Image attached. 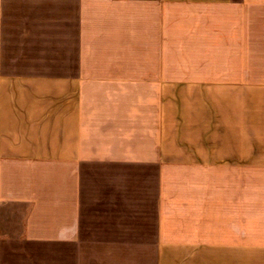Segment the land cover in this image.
I'll return each instance as SVG.
<instances>
[{
    "label": "crops",
    "instance_id": "1",
    "mask_svg": "<svg viewBox=\"0 0 264 264\" xmlns=\"http://www.w3.org/2000/svg\"><path fill=\"white\" fill-rule=\"evenodd\" d=\"M0 264H264V0H0Z\"/></svg>",
    "mask_w": 264,
    "mask_h": 264
}]
</instances>
